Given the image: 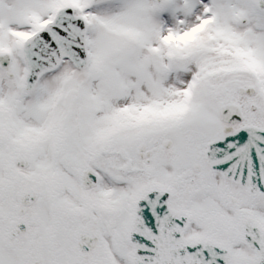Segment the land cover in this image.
Returning <instances> with one entry per match:
<instances>
[{"label":"snow or ice","instance_id":"6c2138e0","mask_svg":"<svg viewBox=\"0 0 264 264\" xmlns=\"http://www.w3.org/2000/svg\"><path fill=\"white\" fill-rule=\"evenodd\" d=\"M0 264H264V0H0Z\"/></svg>","mask_w":264,"mask_h":264}]
</instances>
